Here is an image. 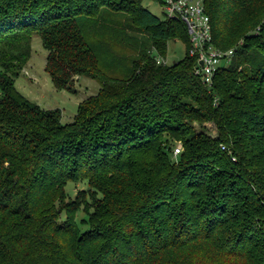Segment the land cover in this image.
Listing matches in <instances>:
<instances>
[{
	"label": "trees",
	"instance_id": "obj_1",
	"mask_svg": "<svg viewBox=\"0 0 264 264\" xmlns=\"http://www.w3.org/2000/svg\"><path fill=\"white\" fill-rule=\"evenodd\" d=\"M261 1L205 0L216 46L236 49L208 86L185 23L143 0H0V264H264ZM35 35L55 86L100 82L72 122L15 86ZM94 37L128 46V68L104 73ZM171 40L187 54L158 63Z\"/></svg>",
	"mask_w": 264,
	"mask_h": 264
},
{
	"label": "rangeland",
	"instance_id": "obj_2",
	"mask_svg": "<svg viewBox=\"0 0 264 264\" xmlns=\"http://www.w3.org/2000/svg\"><path fill=\"white\" fill-rule=\"evenodd\" d=\"M143 5L156 14L161 19H166L165 10L160 0H143ZM261 7L264 9V0L261 1ZM93 31V30H90ZM94 32V31H93ZM97 32V31H95ZM92 36V35H91ZM92 43L95 48L97 59L101 68L108 76L113 77L120 74L126 67L128 68V59L134 57L128 46L122 43L111 44L107 39L93 38ZM187 54V45L182 40H171L168 43L167 62L173 63L182 59ZM47 50L44 48L39 36L35 35L32 39V53L28 62L20 69L19 75L15 78L17 90L29 101L38 105L42 109H59L61 113V122H72L78 113L79 105L90 98L95 97L100 90V82L92 76L73 75L66 78L70 85V90L58 88L55 86L51 76L46 71ZM230 62L221 61L218 67L229 66ZM130 67V66H129ZM123 77V76H122ZM199 128V125L196 123ZM206 129L212 135L216 134V126L213 122H205ZM180 151H177V149ZM183 150L182 142H177L171 151L173 157L178 156ZM87 183L84 181L75 184L69 182L66 186L69 198H75L79 190H86ZM86 191H82L80 199L86 196ZM81 201V200H80ZM81 202L69 204L70 212L76 214V220L81 232L89 229L87 220L88 205L85 204L76 212Z\"/></svg>",
	"mask_w": 264,
	"mask_h": 264
},
{
	"label": "built area",
	"instance_id": "obj_3",
	"mask_svg": "<svg viewBox=\"0 0 264 264\" xmlns=\"http://www.w3.org/2000/svg\"><path fill=\"white\" fill-rule=\"evenodd\" d=\"M166 18L182 20L189 33V55L195 59L194 73L210 86L221 61L230 62L234 47L222 49L214 42L211 18L206 12L205 0H163ZM260 30V26L257 28ZM158 63H168L167 58L156 56ZM177 151H180L178 148Z\"/></svg>",
	"mask_w": 264,
	"mask_h": 264
}]
</instances>
